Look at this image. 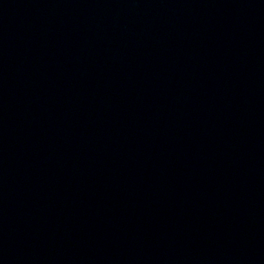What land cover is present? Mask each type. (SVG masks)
Returning <instances> with one entry per match:
<instances>
[{
    "label": "water",
    "instance_id": "water-1",
    "mask_svg": "<svg viewBox=\"0 0 264 264\" xmlns=\"http://www.w3.org/2000/svg\"><path fill=\"white\" fill-rule=\"evenodd\" d=\"M0 264H264V0H0Z\"/></svg>",
    "mask_w": 264,
    "mask_h": 264
}]
</instances>
